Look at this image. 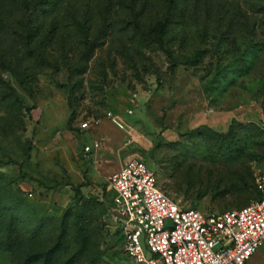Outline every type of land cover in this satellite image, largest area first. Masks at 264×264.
<instances>
[{
    "label": "rangeland",
    "instance_id": "1",
    "mask_svg": "<svg viewBox=\"0 0 264 264\" xmlns=\"http://www.w3.org/2000/svg\"><path fill=\"white\" fill-rule=\"evenodd\" d=\"M191 82L205 113L246 112L236 160L214 129L166 127L172 106L185 118ZM120 109L150 119H129L111 150L143 159L182 208L254 199L264 0H0V264H133L110 219L117 165L83 154L97 125L79 126Z\"/></svg>",
    "mask_w": 264,
    "mask_h": 264
},
{
    "label": "built area",
    "instance_id": "2",
    "mask_svg": "<svg viewBox=\"0 0 264 264\" xmlns=\"http://www.w3.org/2000/svg\"><path fill=\"white\" fill-rule=\"evenodd\" d=\"M97 122L91 118L79 126ZM90 149L85 145L83 151ZM255 182L259 198L238 209H186L158 186L143 159L130 157L107 178L110 219L133 264H246L264 242V173Z\"/></svg>",
    "mask_w": 264,
    "mask_h": 264
},
{
    "label": "crops",
    "instance_id": "3",
    "mask_svg": "<svg viewBox=\"0 0 264 264\" xmlns=\"http://www.w3.org/2000/svg\"><path fill=\"white\" fill-rule=\"evenodd\" d=\"M189 81V78H187ZM185 87L183 84L179 89V92H182ZM190 89V101L191 105L185 109L186 115L184 119H180L181 112L178 109V105L172 106L168 109L165 116V125L169 127H197L200 125H207L217 131H225L230 123V121L235 118L237 120H242L245 116V111L243 109H235L230 111H225L221 115H210L203 109V103L201 101L200 94L198 92L197 86L194 82H191L188 86ZM109 113V115H107ZM106 114L99 117L98 122L96 123L97 127L90 129V137L94 141L99 143L97 149L91 147L89 152H84L82 147L83 154L89 155L93 159L97 156L103 157L105 159L106 168H113L114 163L117 165L116 169L120 165V154L119 151L111 150L114 145L123 142V137L129 135L130 130L132 129L131 122L129 119H150L149 117L139 116L136 113L126 112L124 109L107 111ZM93 125V124H91ZM90 125V126H91ZM90 128V127H89ZM86 129H81L85 131ZM89 130V129H88ZM105 142V143H104ZM80 141L78 138L75 139L74 145H79ZM111 153H106L107 151ZM124 161V160H123ZM119 162V165H118ZM108 177V176H107ZM246 264H264V242L258 247L256 252L247 260Z\"/></svg>",
    "mask_w": 264,
    "mask_h": 264
},
{
    "label": "trees",
    "instance_id": "4",
    "mask_svg": "<svg viewBox=\"0 0 264 264\" xmlns=\"http://www.w3.org/2000/svg\"><path fill=\"white\" fill-rule=\"evenodd\" d=\"M158 29L160 30L161 29V26H159L158 27ZM239 120H237V119H235V118H233L231 121H230V123H229V125H228V129H227V131L225 132V131H217V130H215L214 129V131L216 132V133H218V134H223L222 135V137L221 138H216V142H217V147H218V149L219 150H221L228 158H230L231 160H236L237 159V157H238V155L236 154V152H235V148L231 145V144H233V142H234V138H235V136H238V133H237V131H236V129L238 128V127H240V126H242L241 125V123H239L238 122ZM198 128H204V129H207V128H211V127H209V126H207V125H200V126H197ZM211 129H213V128H211ZM225 133V134H224ZM238 138V137H237ZM148 166V165H147ZM149 167V166H148ZM254 182H255V178H254ZM255 189H256V197L254 198V199H256V198H259V196H260V193H259V191H258V189H257V187H256V182H255ZM253 200V199H252ZM110 201H111V199H110ZM251 201V200H250ZM249 201V202H250ZM248 202V203H249ZM246 205V204H245ZM30 209L33 211V215H34V217H35V212H34V209L33 208H31L30 207ZM119 239H120V242H121V238H120V236H119ZM51 252V251H50ZM47 255H48V253H47Z\"/></svg>",
    "mask_w": 264,
    "mask_h": 264
}]
</instances>
